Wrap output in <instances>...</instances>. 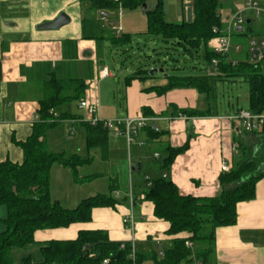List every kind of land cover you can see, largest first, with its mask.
I'll list each match as a JSON object with an SVG mask.
<instances>
[{
  "label": "crops",
  "instance_id": "obj_1",
  "mask_svg": "<svg viewBox=\"0 0 264 264\" xmlns=\"http://www.w3.org/2000/svg\"><path fill=\"white\" fill-rule=\"evenodd\" d=\"M62 1L66 3V0ZM62 1L59 0L61 5H58L55 0H0V163H22L23 153L18 144L31 135L39 102L44 97V82L52 77L64 82L80 80L84 84L93 79L100 83L114 78L110 73L105 79L99 78L101 71L94 57L90 56L94 53L95 42L92 40L96 37L84 36V13L80 12L78 18V11L71 14V8L62 5ZM60 14L68 19L65 26L58 30H37L38 26L54 21ZM154 77L139 75L130 84L125 83L124 89L118 92L121 101L113 96V106L110 104L107 111L102 110L104 106L101 107L97 85L88 93L86 86L83 100L96 105L98 119L109 121L144 116L155 121L138 133L130 154L125 138L114 137L108 132L105 155L100 150L91 151L90 164L78 169L79 175V170L95 166L97 172L81 176H97L89 182L74 183L68 169L52 167L50 196L63 208L74 209L86 198L107 195L110 185L115 187L111 195L117 203L114 208L93 209L88 223L37 232L36 241H70L79 231H104L110 242L133 244L141 255L152 250L159 255L171 241L190 237L186 233L168 236L169 224L154 218L153 205L142 202L140 188L144 181L162 177L170 180L183 196L198 199L217 196L220 193L221 164H228L230 169L233 167L234 158L236 161L239 155L238 148L234 147L245 137L239 123L227 119L240 109L224 114L213 112L210 105L203 102L206 101L203 95L194 89H174L158 95L151 89L166 86L167 76L162 81ZM181 110L209 114L205 117L181 115L178 118ZM74 117L83 118L82 115ZM77 124L80 125L72 122V128ZM67 126L69 129L70 125ZM67 133L64 141L61 134L56 137L46 133L48 151L78 155L72 139L66 138ZM186 144L187 150L176 156L168 169H162V162L167 157L165 149ZM102 178L107 180L104 187L96 183ZM130 186L131 202L128 197ZM89 188L93 190L86 194ZM133 199L136 200L135 206H132ZM130 214L132 227L124 223ZM236 214L233 226L215 230L211 264H264V177L255 185V198L237 204Z\"/></svg>",
  "mask_w": 264,
  "mask_h": 264
},
{
  "label": "trees",
  "instance_id": "obj_2",
  "mask_svg": "<svg viewBox=\"0 0 264 264\" xmlns=\"http://www.w3.org/2000/svg\"><path fill=\"white\" fill-rule=\"evenodd\" d=\"M145 0H120L121 8L134 10L142 8ZM224 0H193V20L170 23L164 19V0H156L155 7L144 10L146 16L145 36L160 40L182 55L201 60L204 70L212 77H167V85L151 89L158 95L174 89H194L208 101L212 94V78H240L247 86V111L260 115L264 113V67L240 62L236 67L225 64L220 58L217 68L211 61L217 58L207 48L213 37L212 28L219 25L217 11ZM87 4L86 12L95 14L100 10L114 13L118 4L111 0H79ZM111 33V32H110ZM98 39H103L100 35ZM112 45L128 46L130 35L113 33L109 38ZM149 66H138L133 76L125 80L130 84L139 75H149ZM164 72V71H163ZM211 78V79H210ZM44 97L39 102L37 121L32 126L29 138L19 143L23 153L21 164L8 161L0 163V205L6 208L4 229L0 232V264H132L130 243H114L108 240L104 231H79L70 241L35 240L40 231L66 229L75 224L91 221V213L97 208H114L117 201L112 197L115 187L110 185L109 194H98L82 200L74 209H65L50 196V172L53 166L68 169L74 183L82 184L96 178V175L80 177L78 169L90 164L91 159L78 155L52 153L48 151L45 136L48 130L64 121L79 122L85 131V147L88 153L100 150L105 155L108 146V131L101 124L91 125L81 117L60 114L55 110L64 104L82 101L86 85L80 80L59 81L50 78L43 84ZM180 115L205 117L209 113L181 110ZM144 115L145 110H144ZM236 144L239 155L228 173L219 176L220 193L213 198L198 199L183 196L168 179L158 178L144 181L139 195L142 202L153 205V216L169 224L168 236L189 234L187 240L176 239L162 251L156 250L141 255L134 245L135 264H211L214 257V233L218 228L233 226L237 220L236 206L255 198V185L264 177V128L260 132L247 133ZM187 144L180 148L167 147V157L162 169H168L174 158L187 150ZM136 200L133 199L132 206ZM186 242L192 248L186 247ZM123 245V248H121ZM23 252L17 261L14 252Z\"/></svg>",
  "mask_w": 264,
  "mask_h": 264
},
{
  "label": "rangeland",
  "instance_id": "obj_3",
  "mask_svg": "<svg viewBox=\"0 0 264 264\" xmlns=\"http://www.w3.org/2000/svg\"><path fill=\"white\" fill-rule=\"evenodd\" d=\"M244 2L245 0L224 1L222 7L224 9L233 7L235 10H239L244 6ZM55 3L61 5L59 0H55ZM232 4L233 6H231ZM62 5L67 7L69 6L71 8V14H73L74 11H78V18L81 17L80 12L84 13L83 34L85 37H96V39L94 38L92 40L95 42V46L94 53L90 56L94 57L98 70L102 71L106 68L107 71L114 77L108 78L100 83L91 79L92 81L89 83L86 82L85 84L87 86V93L90 90H94L96 85V87L100 89V99H102L101 107L104 106L102 110H104V108H108L110 104L113 106V96L115 97V100H118L119 102L121 101V98L118 97V92L120 89H124L125 80L137 70L139 65L151 67L149 73L155 68L158 71L154 74V78H157V81H162L165 76L212 77V72L204 70V66L200 59L196 57L190 58L187 55L183 56L180 49L174 50L172 43L166 45L160 40L145 36L146 16L141 7L134 10L124 8L121 9L119 23L122 28V34L130 35L131 43L128 46H115L112 45L109 40L112 33H110V30L106 25L99 21L98 13L89 14L85 12L87 4H79L78 0H66V3L63 2ZM144 5L146 6V10L149 11L150 8L155 7L156 0H145ZM181 8L182 0H164L165 21L170 23H179L182 16ZM100 35L103 36V39L98 40ZM243 42H245V40L242 38L235 37L233 39V43ZM161 70L164 72L160 73L159 71ZM212 80L211 86L213 92L209 95L210 97L208 101L203 102H207L206 104L210 105V109L213 112L224 114L234 112L236 109L247 111V86L240 78H212ZM79 104L80 101L71 102L65 107H58L55 112L58 115L63 112H67L72 116L82 115V119L86 121V114L83 110L79 109ZM116 107H118V104ZM117 120L119 119H116L115 121ZM71 123L72 122L69 121L62 122L55 128L48 130L47 133L56 137L58 134H61L63 135L64 141L65 132H68L66 138L72 139L71 142L74 144L75 150L78 151L77 154L83 159H86L87 157L92 158L91 151L89 155L86 152L84 131L78 124L73 129ZM67 124L70 125L69 129ZM70 133H72V135H70ZM57 145L61 146L60 144ZM61 149L62 148H60V150ZM65 151L69 152L68 149ZM260 168H264V164L260 166ZM95 172H97V169L95 166H91L90 168H83V170H79V176L81 177L83 175L94 174ZM96 183L97 185L104 187L107 180L102 178L96 180ZM92 190V188H89L86 194ZM5 218L6 208L5 206L0 205V232L4 229L2 221ZM12 255L13 259L17 261L18 258L23 255V252H14Z\"/></svg>",
  "mask_w": 264,
  "mask_h": 264
},
{
  "label": "built area",
  "instance_id": "obj_4",
  "mask_svg": "<svg viewBox=\"0 0 264 264\" xmlns=\"http://www.w3.org/2000/svg\"><path fill=\"white\" fill-rule=\"evenodd\" d=\"M118 4V8L114 13L106 10L98 11L99 20L105 23L109 30L115 35L122 34V28L119 23L121 15L120 0H111ZM228 2L230 0H224ZM224 1L222 2L224 4ZM193 0H182L181 21L189 22L193 20ZM233 6V4L231 5ZM219 25L212 28L213 37L208 41L207 48L217 58L211 61V66L215 69L219 64L220 58L225 64L236 67L240 62H246L251 65H258L264 67V0H245L244 6L235 10L233 7L224 9L221 7L216 14ZM248 22V23H247ZM241 31H238V29ZM235 37L245 40L243 43H233ZM211 72V71H210ZM215 75L212 73L211 75ZM109 72L104 68L99 73L100 79L109 77ZM79 109L86 114V122L91 125L101 124L114 137H124L128 154H130V147L138 133L145 130L148 124L154 122L155 119L138 116L133 119H119L117 121H102L97 117L96 105L90 104L84 100L80 101ZM54 117L56 114L50 113ZM181 115H178L180 118ZM37 116L34 121H37ZM227 119L230 122L239 123L241 128L247 132H260L264 128V113L254 115L248 111L240 110L235 114L228 115ZM237 146L234 147L236 149ZM158 155H155L157 158ZM221 173H228L230 167L226 163H222L220 167ZM128 197L131 202L132 191L129 187ZM132 227V215L130 214L124 221ZM131 254L129 256L132 264L134 262V245L131 244ZM186 247L191 249L192 244L186 242ZM123 248V245H121ZM162 257V253L159 254ZM103 264H108V261H103ZM192 264H200L194 261Z\"/></svg>",
  "mask_w": 264,
  "mask_h": 264
},
{
  "label": "water",
  "instance_id": "obj_5",
  "mask_svg": "<svg viewBox=\"0 0 264 264\" xmlns=\"http://www.w3.org/2000/svg\"><path fill=\"white\" fill-rule=\"evenodd\" d=\"M143 9H145V5L143 6ZM68 23V19L65 15L60 14L54 21L42 24L37 27V30L39 31H50V30H58L65 26ZM248 23V22H247ZM238 31H241L239 28ZM158 71L156 69H153L150 73L149 76H152L156 74ZM161 73V71H159Z\"/></svg>",
  "mask_w": 264,
  "mask_h": 264
}]
</instances>
